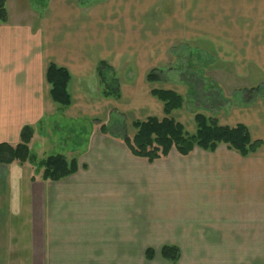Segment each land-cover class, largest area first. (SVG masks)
<instances>
[{
	"label": "crops",
	"instance_id": "crops-1",
	"mask_svg": "<svg viewBox=\"0 0 264 264\" xmlns=\"http://www.w3.org/2000/svg\"><path fill=\"white\" fill-rule=\"evenodd\" d=\"M159 1L46 0L35 8L7 0L0 144L19 143L27 125L34 135L26 163H0V264H132L127 258L139 242L159 232L175 233L163 240L224 242L231 264H264V0H172L158 19ZM182 43L208 49L202 52L216 80L218 103L198 106L221 125L248 126L262 142L256 153L245 157L221 144L150 163L118 135L101 132L98 121L110 126L113 113L133 121L163 116L153 89L187 97L168 79L146 80L153 68L175 70L171 55L177 58ZM101 61L119 81V99L103 95ZM51 63L71 73L67 108L51 98ZM227 80L245 84L236 92L260 91L250 103L235 101L232 91H218ZM52 154L76 160L77 172L44 179L42 161ZM139 209L151 211L150 224ZM169 216L176 218L168 223Z\"/></svg>",
	"mask_w": 264,
	"mask_h": 264
},
{
	"label": "trees",
	"instance_id": "trees-1",
	"mask_svg": "<svg viewBox=\"0 0 264 264\" xmlns=\"http://www.w3.org/2000/svg\"><path fill=\"white\" fill-rule=\"evenodd\" d=\"M7 20V0H0V23ZM98 69L104 86L103 95L119 99L121 97L119 81L108 75V64L101 61ZM71 77L67 68L55 63L49 64L46 71L51 98L62 108H67L72 103L69 91ZM166 79V74L160 67L149 70L146 75V80L150 83L164 82ZM202 91L199 92L201 95L204 93ZM259 91L260 88L250 89L247 93V103L253 101ZM152 95L163 103V116L153 115L132 121V127L135 130L133 135L127 132L125 127L116 128L117 131L114 133L137 157L153 163L159 159L167 158L174 150L180 155L186 156L197 147L214 152L221 144L227 145L229 149L246 157L256 153L262 146L261 140H254L251 137L250 130L245 124L221 125L216 116L209 115L204 111L194 113L196 130L189 132L184 124L174 117L175 111L185 107L186 97L172 89H153ZM217 97L214 91H210V94L202 95L199 101L202 105H208L211 100L214 101ZM98 122L101 132L110 134L111 129L108 123L102 119ZM33 135V128L27 125L21 131L19 143L16 145L1 143L0 163L10 164L15 161L21 164L26 163L30 156V143ZM42 167L43 178L52 181L61 180L78 170L76 160L69 161L63 154L47 156L42 161ZM160 254L163 259L176 263L182 257V250L178 245L165 244L161 247ZM145 256L148 260L153 259L155 257L154 248H147Z\"/></svg>",
	"mask_w": 264,
	"mask_h": 264
},
{
	"label": "rangeland",
	"instance_id": "rangeland-1",
	"mask_svg": "<svg viewBox=\"0 0 264 264\" xmlns=\"http://www.w3.org/2000/svg\"><path fill=\"white\" fill-rule=\"evenodd\" d=\"M45 0H19L20 4L24 2L32 3L34 7H38ZM84 1V0H82ZM88 1V0H87ZM91 2L95 0H89ZM102 1V0H101ZM145 0H143L144 2ZM174 4V0H173ZM30 5V4H29ZM172 8V0H160L158 5V19L167 15ZM181 42H179L180 44ZM192 43V42H191ZM189 43V44H191ZM178 43L175 44L174 47H178ZM185 43H182L179 48V53L176 55L175 58L174 54L171 55V60L173 65L170 64L169 67L174 68L173 72L167 74V70L163 67H160L164 70L166 75L167 82L170 81L171 85L178 89L180 92H184L186 94V98L189 102L186 103V107L183 110H179L174 113V117L178 120L183 122L186 125V129L188 131H193L195 126L194 121V113L196 111H205L201 110L200 101L201 96L206 94H210V91L214 88V85L211 80H213L210 76L209 69V57L204 54L202 51L207 50L206 48L198 47L196 49L195 45L191 44L189 48H185L187 46L182 47ZM202 48V49H200ZM113 76L111 75V78ZM216 81L215 79L213 82ZM236 85L230 84L229 80L225 81V84L222 83L221 85L217 84L218 91L223 88L222 91H232L231 93H235L233 99L235 101L243 100L244 98L247 99V93L250 90L248 86H245L243 90L236 92V88H241L243 85L242 83H235ZM170 85V84H169ZM168 85V86H169ZM204 89V90H203ZM220 89V90H219ZM203 90V91H202ZM204 92L202 95L199 92ZM225 91V92H226ZM264 91V89H262ZM196 92V94H195ZM195 94V95H194ZM198 94V97H197ZM246 96V97H245ZM240 98V99H239ZM220 98H216L214 101L211 100L210 104H216ZM216 101V102H215ZM208 104V105H210ZM206 105V106H208ZM209 114V113H208ZM133 115L120 114V113H113L110 115L109 123L111 132L116 133L118 127H125L126 131L134 134L135 130L132 127V119ZM150 194L146 195L149 196ZM139 218L143 220H147L150 224L152 216L150 215L151 211L139 209ZM149 212V213H148ZM155 222H159L163 220V217H155ZM176 216H169L165 217V221L168 223L172 222L171 220L175 219ZM141 220V222L145 223V221ZM157 220V221H156ZM163 237H175V233H157L154 234V239L146 240L144 242H139L140 246L138 247L137 254L135 256H131L127 258V260H131L132 264H231V262L227 261L226 253V246L224 242H212V241H196V240H189V239H172V240H163ZM178 237V236H177ZM165 244H174L178 245L182 250V257L176 263H172L162 258L160 254V249ZM148 247H152L155 250V257L151 260H148L145 256V250ZM235 261H240L241 258L234 257Z\"/></svg>",
	"mask_w": 264,
	"mask_h": 264
}]
</instances>
